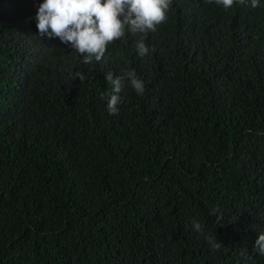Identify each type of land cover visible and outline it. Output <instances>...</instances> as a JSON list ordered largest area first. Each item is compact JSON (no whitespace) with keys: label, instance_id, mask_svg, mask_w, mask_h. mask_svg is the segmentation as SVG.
I'll list each match as a JSON object with an SVG mask.
<instances>
[{"label":"trees","instance_id":"obj_1","mask_svg":"<svg viewBox=\"0 0 264 264\" xmlns=\"http://www.w3.org/2000/svg\"><path fill=\"white\" fill-rule=\"evenodd\" d=\"M42 2L0 0V264H264V7L171 0L155 52L128 34L85 65ZM133 70L110 115L105 75Z\"/></svg>","mask_w":264,"mask_h":264},{"label":"clouds","instance_id":"obj_2","mask_svg":"<svg viewBox=\"0 0 264 264\" xmlns=\"http://www.w3.org/2000/svg\"><path fill=\"white\" fill-rule=\"evenodd\" d=\"M205 3H215L225 11L246 3H250L252 8L264 7L261 0H205ZM170 9L171 0H43L34 20L40 37L58 38L62 44L80 54L82 63L88 65L93 61L101 62L112 43L123 40L128 34L140 36L135 43L140 57L155 52L156 49L150 48L145 41L150 32H156L162 23H166V10ZM70 77L81 82L85 79L82 72L70 73ZM105 78L110 90L100 99L106 100L110 115L119 114L126 80L138 95L145 92V84L134 70L121 75L108 72ZM217 213H220L217 220H222L219 206L212 209L210 215ZM192 225L194 231L204 234L199 221L193 220ZM205 239L212 250L221 249L222 244L215 237L206 236ZM245 251H241L242 256ZM254 251L264 256V232L259 233Z\"/></svg>","mask_w":264,"mask_h":264}]
</instances>
